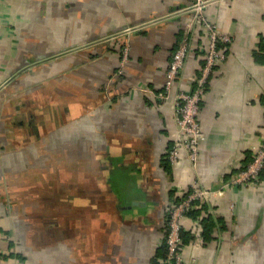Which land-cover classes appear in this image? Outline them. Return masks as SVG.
Returning a JSON list of instances; mask_svg holds the SVG:
<instances>
[{
	"label": "crops",
	"instance_id": "1",
	"mask_svg": "<svg viewBox=\"0 0 264 264\" xmlns=\"http://www.w3.org/2000/svg\"><path fill=\"white\" fill-rule=\"evenodd\" d=\"M193 0H0V264H163L168 215L188 264H264V169L235 178L264 140V0H209L233 37L201 102L197 165L161 98ZM132 32H126L128 27ZM183 87L209 44L198 24ZM129 59L118 72L122 48Z\"/></svg>",
	"mask_w": 264,
	"mask_h": 264
},
{
	"label": "built area",
	"instance_id": "2",
	"mask_svg": "<svg viewBox=\"0 0 264 264\" xmlns=\"http://www.w3.org/2000/svg\"><path fill=\"white\" fill-rule=\"evenodd\" d=\"M209 0H193L187 7L189 17L186 19V38L174 52L170 66L166 72L165 91L161 92V98H172L175 104V119L180 135V141L176 143L169 152V159L175 162L179 158V149L184 147L188 151V158L197 165L199 158V146L205 138L201 128L199 113L201 102L206 93L210 75L219 62L226 59L227 54L222 44L230 45L233 37L222 32L219 26L210 21L205 15V8ZM204 24L209 30V44L206 60L201 68V72L196 79V86L192 90L183 87L185 79V69L187 66L188 56L192 49V37L196 32L198 24ZM135 28L128 27L126 32H132ZM125 57L121 63L119 72L128 60V46L124 49ZM264 169V140L258 146L256 154L249 164L239 172L235 182L252 183L260 180L261 173ZM206 189H199L196 182L191 185L188 195L181 201L172 205L168 215V233L166 242L168 246V255L163 264H188L184 257L182 248V219L187 211L195 205L202 197L209 194Z\"/></svg>",
	"mask_w": 264,
	"mask_h": 264
},
{
	"label": "trees",
	"instance_id": "3",
	"mask_svg": "<svg viewBox=\"0 0 264 264\" xmlns=\"http://www.w3.org/2000/svg\"><path fill=\"white\" fill-rule=\"evenodd\" d=\"M125 47H127V45H125V46H123V48H122V56H123V50L125 49ZM128 50H130V48H129V46H128ZM188 195V191L186 192V194L180 199V200H178V202L179 201H181L183 198H185L186 196ZM192 209H189L188 211H187V213L188 212H190ZM167 237V236H166ZM167 254H165V257L164 258H166L167 257V255H168V250H167V252H166Z\"/></svg>",
	"mask_w": 264,
	"mask_h": 264
},
{
	"label": "rangeland",
	"instance_id": "4",
	"mask_svg": "<svg viewBox=\"0 0 264 264\" xmlns=\"http://www.w3.org/2000/svg\"><path fill=\"white\" fill-rule=\"evenodd\" d=\"M123 53H124V50H123ZM123 56H124V58H126L125 57V53L123 54ZM123 56H122V59H123ZM128 59H129V57H128ZM124 60V59H123ZM122 64H123V62L121 63V66H122ZM119 72V71H118ZM195 88V87H194ZM194 88H192V89H194Z\"/></svg>",
	"mask_w": 264,
	"mask_h": 264
}]
</instances>
